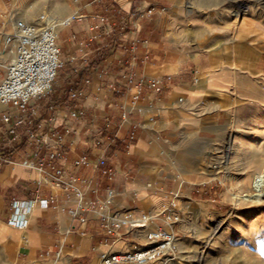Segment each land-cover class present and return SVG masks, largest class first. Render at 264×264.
Instances as JSON below:
<instances>
[{"label":"crops","instance_id":"0c3cea01","mask_svg":"<svg viewBox=\"0 0 264 264\" xmlns=\"http://www.w3.org/2000/svg\"><path fill=\"white\" fill-rule=\"evenodd\" d=\"M150 8L156 10L150 17L133 16ZM42 13L59 21L77 17L59 28L65 65L36 105L43 155L62 146L47 171L62 169L63 182L87 181L78 183L85 203L112 200L106 213L157 214L168 206V193L179 191V254L196 255L210 225L231 207L228 194L212 185L217 164L225 161L234 171V161L260 143L264 0H0V54L2 35L16 19ZM11 59L8 51L0 60V82ZM71 91L84 96L72 99ZM8 110L0 107V118ZM8 129L0 121V149L12 158L0 167V264H103L102 253L146 246L149 228L107 236L99 224L102 204L88 211L81 228L68 214L77 200L63 184L41 183L40 173L23 166L32 147L27 124L17 129L23 140L17 147ZM84 156L89 165L75 166ZM37 195L56 199L57 208L36 205L26 229L10 226L13 201ZM163 224L156 218L150 228Z\"/></svg>","mask_w":264,"mask_h":264},{"label":"built area","instance_id":"2783aa9c","mask_svg":"<svg viewBox=\"0 0 264 264\" xmlns=\"http://www.w3.org/2000/svg\"><path fill=\"white\" fill-rule=\"evenodd\" d=\"M93 1L102 2L104 0ZM155 11V8H150L147 11L138 10L133 16L142 19L152 16ZM76 18L74 15L64 21H59L47 13H42L33 20L16 19L13 30L10 33H3L4 50L0 54V60L8 51L12 53V59L5 66V76L0 82V107L9 109L8 112L1 115L0 121L7 125L8 132L14 135L15 147L22 145L23 142L17 129L27 124L26 138L32 147L28 157L23 160V166L40 173L41 183L47 181L54 186L63 184L62 187L67 197L77 200L76 207L69 209L68 214L73 220L78 221L81 228L85 227L88 221V211L101 204L99 224L107 236L120 239L124 229L134 232L149 228L145 237L147 244L144 248L126 253H102L103 264H173L177 261L180 251L179 237L174 229V226L181 221L182 196L179 191L172 190L168 193V206L157 214L141 213L137 215L133 211L106 213L105 210L112 204V200L106 202L94 200L85 203L84 193L78 187V183L86 184L87 181L75 177L68 182H63L64 171L62 169H55L53 172L47 171L48 164L58 161L62 146L54 147L43 155V140L39 139L36 130L43 125V122L38 116L36 105L38 101L52 92L59 72L65 65L58 38L59 28L69 25ZM127 81L129 84L134 83L132 77ZM149 86L158 93L162 92L159 81H152ZM70 96L72 99H78L83 97L84 93L83 91H71ZM11 109L17 111L15 116L10 113ZM71 116L77 118L78 114L73 112ZM131 138L134 139L135 134H132ZM10 163H12V158L9 155H3L0 149V167ZM89 163V158L84 156L75 161V166H87ZM105 163L103 158L98 160L100 166ZM103 173L113 175L111 170H104ZM261 184H264V175H259L255 180V196L261 193L259 188ZM36 205L57 208L54 198L41 199L37 195L32 200H15L10 207L8 224L17 229H26L28 218ZM156 218H161L164 224L150 228L151 222Z\"/></svg>","mask_w":264,"mask_h":264},{"label":"rangeland","instance_id":"374dc122","mask_svg":"<svg viewBox=\"0 0 264 264\" xmlns=\"http://www.w3.org/2000/svg\"><path fill=\"white\" fill-rule=\"evenodd\" d=\"M260 131V143L234 161V171L225 161L217 164L212 185L228 194L231 207L210 225V238L196 255L179 254L173 264H264V197L254 192L256 178L264 175V128Z\"/></svg>","mask_w":264,"mask_h":264},{"label":"bare ground","instance_id":"6f19581e","mask_svg":"<svg viewBox=\"0 0 264 264\" xmlns=\"http://www.w3.org/2000/svg\"><path fill=\"white\" fill-rule=\"evenodd\" d=\"M261 193L258 195V197H264V184H261V186H259Z\"/></svg>","mask_w":264,"mask_h":264}]
</instances>
